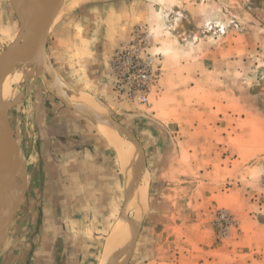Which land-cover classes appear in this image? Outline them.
<instances>
[{
  "label": "rangeland",
  "instance_id": "1",
  "mask_svg": "<svg viewBox=\"0 0 264 264\" xmlns=\"http://www.w3.org/2000/svg\"><path fill=\"white\" fill-rule=\"evenodd\" d=\"M47 2L0 0V83L28 69L15 67L34 35L22 25ZM38 25L37 75L13 82L0 124L23 169L0 264H101L107 237L136 221V180L58 91L93 98L142 148L148 201L113 264H264V0H64ZM136 37L153 58L144 102L118 90L113 63Z\"/></svg>",
  "mask_w": 264,
  "mask_h": 264
},
{
  "label": "bare ground",
  "instance_id": "2",
  "mask_svg": "<svg viewBox=\"0 0 264 264\" xmlns=\"http://www.w3.org/2000/svg\"><path fill=\"white\" fill-rule=\"evenodd\" d=\"M51 2H52V0H48L47 6L49 5V3L51 4ZM25 4L26 5H25L24 9L27 10L31 5V0H26ZM45 9H46V6H43L42 9H39V10L35 9L36 10V13H34V15H35V23L34 24L35 25L29 26V30L33 31L34 35L31 34L33 36H31V38L28 37L29 39L26 42L27 44L26 45L24 44L23 50H22V48H20L22 51H24V53H26L27 50L29 49V51L27 52L28 54L27 53H26L27 55L24 53L18 54L21 51L20 50L18 51V49H16V47H15V51L16 52L18 51V53L15 52L16 54L22 55V56H23V54L26 55L25 57H23V59L20 57L21 62H19L18 64H16V62H15V64H16V65L14 64L15 67L21 66L23 68L27 67L28 69H24L21 72V70H19L18 68H13V69L8 70V72H6V74L2 77V78H4L6 76V78H9V79H4L0 83V107H1L2 112H4L5 109L7 110L8 107L13 106L17 102V98L15 96V92H14V88H13V82H15V81L25 82V80H27V79L30 80L33 77H35V75H37L36 72H38L39 65L41 64V56H42L41 42H40V44H39V42L38 43L35 42L36 45H39L40 52H39L38 47L35 46L32 48V46L28 43L33 41V39L35 37L37 38L38 41L45 39L46 32L40 27V25L37 24V21H42L40 13ZM26 37H27V35H26ZM8 49H10V48H8ZM11 50H8V53ZM13 51H14V49H13ZM37 52H39L41 55H40V57H39V55H37L38 62L36 61L37 65L35 68H33L34 67L33 64L35 63V60H37L36 56H35ZM6 53H7V51H6ZM14 55L15 54L11 51L7 55L6 59L11 62L13 58L14 59H15V57L17 58V55L15 57H14ZM12 56H13V58L11 59ZM7 60H4V63H7L8 62ZM16 60H18V58ZM29 66H33V67H29ZM34 73H36V74H34ZM58 95L61 97L60 99L68 100L74 108L83 112L85 115L89 116L91 119H93L99 125L100 131L109 140L111 145L117 149L118 154H119V158L122 162V166L124 167V169L127 172L129 185L131 184V182L136 180V183L138 184V186H137V184H136V186L138 188L136 189L135 193L132 194V197L130 199V201H131L130 205L132 208L138 209V213H137V216L135 219L136 221L134 222L132 227L137 226L139 224V221L142 218V215L144 214V209H146L145 207H146V203L148 201L146 189L144 188V186L141 185L142 182L143 183L145 182L147 173H146L145 167L143 165V152H142V148H141L140 144L136 140L134 141L135 142L134 145L130 141L129 142L125 141V142L121 143L119 133H118L119 128L117 127L119 125L116 124L115 122L109 121L106 118L102 117L106 112L104 111V108L102 107V105L100 106L93 98L88 97L87 95L85 96L83 94H77V93L68 92V91H58ZM2 121L3 120L0 117V124H2ZM0 140L3 141L4 143H6L8 146L7 148H9V144H8L6 138H4L3 136L2 137L0 136ZM21 164H22V157H21L18 149H13L9 153L0 144V183L2 180L1 176L3 174H8L6 186L5 187L0 186V235L4 234L3 232L8 227L9 219L11 217V213L13 211H15L16 207L21 202L20 198H22V196H20V193L22 192L23 184H22L21 178H19V181L17 182V180H18L17 174H16L15 169L13 168V165H14L15 168L18 170V176L20 177L22 175V170H23L21 168ZM6 171H7V173H5ZM1 190H2V192H1ZM125 221L128 222L127 220H125ZM132 227L130 225H128V223L125 224V222H124L114 231V233L111 236L107 237V246L105 248L104 257L102 259L101 264H113L112 259L114 258L115 253L118 252V250H125V247L131 241L130 240L131 239V232L133 231ZM1 237L2 236H0V243H1ZM2 240H4V239H2ZM121 240L123 241V245H121L119 247L118 242ZM128 248L130 249V247H128ZM126 254L128 256V253H126ZM115 258H116V256H115ZM124 259H125V257L121 258L120 259L121 262H118L117 260H115L118 262L116 264H124ZM115 261H114V264H115ZM125 261H126V259H125Z\"/></svg>",
  "mask_w": 264,
  "mask_h": 264
},
{
  "label": "built area",
  "instance_id": "3",
  "mask_svg": "<svg viewBox=\"0 0 264 264\" xmlns=\"http://www.w3.org/2000/svg\"><path fill=\"white\" fill-rule=\"evenodd\" d=\"M142 46L141 39L134 38L129 46L119 50L113 63L118 78V90L144 102L153 77L150 66L153 58H142Z\"/></svg>",
  "mask_w": 264,
  "mask_h": 264
},
{
  "label": "water",
  "instance_id": "4",
  "mask_svg": "<svg viewBox=\"0 0 264 264\" xmlns=\"http://www.w3.org/2000/svg\"><path fill=\"white\" fill-rule=\"evenodd\" d=\"M64 3V0H52L51 6H49L48 8L46 7L45 10H43L40 14H41V18H42V21H37V24H40L41 22H46L48 25H50L53 20L55 19V17L57 16L59 10L61 9L62 5ZM35 25V24H32V26ZM30 26L29 22L26 20L25 22H23V25H22V30H26L28 27ZM35 40L37 39L36 37L34 38ZM33 46H36V43H34L32 45ZM47 65V68L50 70V72L53 74V75H56V72L55 70L53 69L52 65L50 62L47 61L46 63ZM64 101H66L68 103V105L72 106L71 103L64 99ZM73 107V106H72ZM5 112V111H4ZM2 112L1 110V107H0V117L1 119L3 120V122H5V113ZM83 113V112H82ZM107 120L109 121H112L110 118H106ZM114 122V121H112ZM117 124V123H116ZM9 148H8V151L10 153L11 150L15 149L16 148V145L14 144V141L12 139V136L9 135ZM7 173V171L5 172ZM2 175V174H1ZM2 180H1V183H0V186L1 187H5L6 184H7V179H8V174H3L1 176ZM2 192V190H1Z\"/></svg>",
  "mask_w": 264,
  "mask_h": 264
},
{
  "label": "crops",
  "instance_id": "5",
  "mask_svg": "<svg viewBox=\"0 0 264 264\" xmlns=\"http://www.w3.org/2000/svg\"><path fill=\"white\" fill-rule=\"evenodd\" d=\"M250 247V246H249Z\"/></svg>",
  "mask_w": 264,
  "mask_h": 264
}]
</instances>
